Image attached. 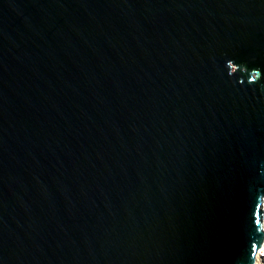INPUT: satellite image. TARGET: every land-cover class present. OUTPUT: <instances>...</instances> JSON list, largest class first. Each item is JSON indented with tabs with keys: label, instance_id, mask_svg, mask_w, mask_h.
Wrapping results in <instances>:
<instances>
[{
	"label": "water",
	"instance_id": "1",
	"mask_svg": "<svg viewBox=\"0 0 264 264\" xmlns=\"http://www.w3.org/2000/svg\"><path fill=\"white\" fill-rule=\"evenodd\" d=\"M264 0H0V264H260Z\"/></svg>",
	"mask_w": 264,
	"mask_h": 264
},
{
	"label": "bare ground",
	"instance_id": "2",
	"mask_svg": "<svg viewBox=\"0 0 264 264\" xmlns=\"http://www.w3.org/2000/svg\"><path fill=\"white\" fill-rule=\"evenodd\" d=\"M262 208L264 210V200L262 203ZM263 230H264V226H263ZM260 264H264V251L262 252L261 257H260Z\"/></svg>",
	"mask_w": 264,
	"mask_h": 264
},
{
	"label": "built area",
	"instance_id": "3",
	"mask_svg": "<svg viewBox=\"0 0 264 264\" xmlns=\"http://www.w3.org/2000/svg\"><path fill=\"white\" fill-rule=\"evenodd\" d=\"M263 200H264V197H263Z\"/></svg>",
	"mask_w": 264,
	"mask_h": 264
}]
</instances>
